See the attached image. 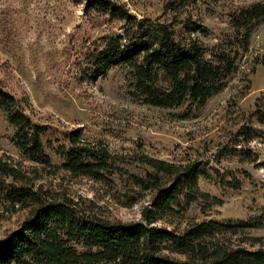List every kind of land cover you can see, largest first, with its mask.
I'll use <instances>...</instances> for the list:
<instances>
[{"label": "rangeland", "instance_id": "374dc122", "mask_svg": "<svg viewBox=\"0 0 264 264\" xmlns=\"http://www.w3.org/2000/svg\"><path fill=\"white\" fill-rule=\"evenodd\" d=\"M117 1L139 19L172 20L164 15L171 0ZM263 1L206 0L188 12L206 28V46L226 49L236 45L232 15ZM115 30L95 27L73 0H0V80L32 120L47 127L43 144L52 166L26 160L12 142L16 129L1 110L0 158L18 164L37 189L66 194L94 214L122 222L140 221L147 205L145 200L133 204L136 195L127 173L144 176L147 160H203L209 177L200 178L199 187L223 203L202 199L171 219L182 226L190 221L237 226L234 244L248 250L264 247V23L253 31L249 50L220 93L205 105L186 102L177 108L153 107L136 98L126 67L93 82L80 79L78 63L86 46ZM76 129L82 141L109 149L115 168L111 181L95 182L61 169L63 153L72 150L67 135ZM0 181L11 183L1 176ZM11 206L0 186V240L30 215L31 209Z\"/></svg>", "mask_w": 264, "mask_h": 264}, {"label": "trees", "instance_id": "16d2710c", "mask_svg": "<svg viewBox=\"0 0 264 264\" xmlns=\"http://www.w3.org/2000/svg\"><path fill=\"white\" fill-rule=\"evenodd\" d=\"M73 1L83 6L95 27L116 29L86 46L78 63L80 79L93 82L126 67L132 73L133 95L158 108H177L186 102L205 105L220 93L242 53L249 50L253 31L264 23V1L242 9L231 17L236 45L210 49L202 40L206 28L188 12L206 0L169 1L164 15L171 14V22L139 19L117 0ZM0 110L16 129L12 142L26 160L51 167L43 144L47 127L32 120L1 80ZM67 139L72 150L63 153L66 163L61 169L95 182L111 181L115 168L107 147L82 141L81 129L69 132ZM146 164L144 176L127 173L136 195L133 204L147 203L142 219L122 222L98 216L66 194L37 189L18 164L0 158V176L11 180L0 181L6 199L11 207L19 205L18 210L31 209L24 224L0 240V264H264V247L248 250L233 243L237 226L216 221L182 226L171 219L202 199L223 203L199 187L200 178L209 177L207 162L147 160Z\"/></svg>", "mask_w": 264, "mask_h": 264}]
</instances>
